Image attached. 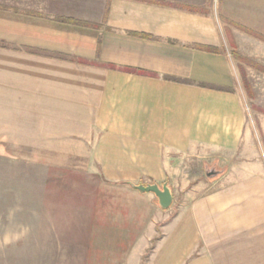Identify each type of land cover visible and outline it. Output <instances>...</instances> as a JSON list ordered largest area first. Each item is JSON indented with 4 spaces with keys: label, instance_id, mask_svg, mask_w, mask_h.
Returning <instances> with one entry per match:
<instances>
[{
    "label": "crops",
    "instance_id": "1",
    "mask_svg": "<svg viewBox=\"0 0 264 264\" xmlns=\"http://www.w3.org/2000/svg\"><path fill=\"white\" fill-rule=\"evenodd\" d=\"M260 37L264 0H0V233L44 264H255L251 182L191 197L178 164L241 148Z\"/></svg>",
    "mask_w": 264,
    "mask_h": 264
},
{
    "label": "rangeland",
    "instance_id": "2",
    "mask_svg": "<svg viewBox=\"0 0 264 264\" xmlns=\"http://www.w3.org/2000/svg\"><path fill=\"white\" fill-rule=\"evenodd\" d=\"M259 39L264 42L263 37ZM240 51L245 54L233 51V55L237 59L236 81L246 116L241 148L236 153L213 154L214 156L200 160L190 157L187 163L180 162L178 166L183 167L184 171L186 168L181 180L184 183L188 181V186L195 188L191 197L205 194L217 188L219 183L251 182L250 192L255 203L252 207L253 225L250 222L252 229L250 225L247 226L245 241L248 245L263 250V253L253 256L256 261L254 263L257 264L258 255L264 260V49L259 51L254 45H243ZM247 169L248 176H245L243 171ZM15 176L16 174L13 175L14 178ZM213 183L217 184L212 185ZM13 194L11 190V217L14 215L12 210L15 204ZM1 198L0 191V200ZM4 208L3 211L0 210L1 231L4 230L7 215ZM152 245L153 243L143 255V264L147 261ZM44 260L45 257L38 253L36 233H0V264H44Z\"/></svg>",
    "mask_w": 264,
    "mask_h": 264
},
{
    "label": "water",
    "instance_id": "3",
    "mask_svg": "<svg viewBox=\"0 0 264 264\" xmlns=\"http://www.w3.org/2000/svg\"><path fill=\"white\" fill-rule=\"evenodd\" d=\"M132 186L142 192H152L158 201L159 206L162 209H167L171 205L172 202V193L169 186L166 183H163L161 186L158 184H132Z\"/></svg>",
    "mask_w": 264,
    "mask_h": 264
}]
</instances>
